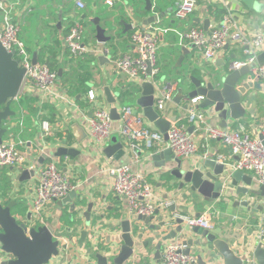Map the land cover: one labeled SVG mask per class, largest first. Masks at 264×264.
<instances>
[{"label": "crops", "instance_id": "obj_1", "mask_svg": "<svg viewBox=\"0 0 264 264\" xmlns=\"http://www.w3.org/2000/svg\"><path fill=\"white\" fill-rule=\"evenodd\" d=\"M24 1L25 3L32 5V8L36 5V2L39 5L41 4L40 1L45 3V10L43 8L44 13L47 14L46 16L44 15L45 18L49 17V12L51 14L52 12L62 14V17L60 16L61 19L58 20L60 23L59 28L62 26H68V17L76 16L78 11L81 10L75 5L74 0ZM258 1L261 2L260 0ZM84 2L86 4L85 8H88V11L93 14L89 18L99 16L100 23L106 28H109V24L115 28H120L121 25L116 19L122 11L130 18L134 14L135 17L132 21H125L135 23L136 26L139 24L142 26L159 24L158 26L167 27L168 29L160 35L161 43L159 48L158 65L162 76L160 77L159 75V77L162 82L173 81L177 86L183 85L184 87H194V84L188 80L190 75H194L195 77L202 79H207L209 77L213 78L216 76L219 70V65L216 60L219 58H224L226 63L229 58H232V56L233 58H243V46L249 40L255 38L264 22V8L261 11H256L248 8L243 2L240 1L239 3H236L234 0H197L198 5L196 10L183 19L176 18L174 15V10L178 7L180 0H155V3H153L152 0H111L110 2L107 0H84ZM215 5L224 7L226 11H231L234 14L245 32V40L242 42L230 43L229 46L218 53L213 60H205L193 44L187 41H181L179 34L181 31H184L193 25L203 27V20L205 18L210 19V25H214L219 22L222 16L216 18L215 14L212 12ZM96 13H99L100 15H97ZM101 14H107L110 15V17L105 22V20L102 19ZM153 15L157 17H152L148 24H144V20H147ZM93 25L95 26L94 23ZM122 25H124L123 22ZM92 27L93 26L90 24L85 28V43L90 47L100 45L108 46L106 42L101 43L97 41L90 29ZM122 30L124 31V28ZM107 34L112 35L113 32H108ZM55 35L60 37L61 44L65 47V35L62 34L61 30H59L56 34L53 33L49 38H47V41L49 40L50 42ZM21 37L23 38L22 35ZM125 41L126 40L121 37L115 38L114 40L120 50L124 49ZM25 43L32 54L35 51L37 52V60H39V45L37 47L35 45V47L30 48L27 41H25ZM129 45L130 47H127L125 50L127 52H131L133 49L131 42ZM262 49H264V43ZM119 54L122 53L119 52L118 55ZM180 55H183V59L181 62H178ZM92 56L93 53L91 52H88L84 54V56L76 59L72 58L70 53L62 52L61 55L58 56L60 71L58 69L59 75L55 91L58 96L61 97L58 98L59 101L42 99L39 91L28 82L22 84L21 92L19 93V96L22 93H28L35 96V99H33L31 103L35 106V113L30 115L29 121L26 123V126H24L29 129L32 135L31 138L26 139L31 140L33 145L30 148V146L26 143V145L21 147L25 151L31 149L26 155L27 164L33 163L34 165L41 166L47 159L46 157L42 163L39 162V158L43 151H41L39 147L37 148L35 146L36 144H39L40 146L46 143L48 148L47 150L52 154V152H54L56 148L62 144V140L66 138L67 145L74 144L81 150L80 154L74 159L69 155H54L59 159L63 170L69 173L71 181L75 186L73 189L78 195L81 194L84 198H82V202L80 204L77 203L79 200L78 197L71 198V200L66 203L64 209L65 216L62 220L63 229L55 232V234L65 236L66 240L63 242L64 246L61 250L60 261L58 260L59 258L54 257L51 263L105 264L104 260H100L97 257L96 253L99 252L103 254V256H107L109 260L108 264H115L112 262V259L119 253L120 245L112 242L107 246L104 241L103 234L106 231L116 232L120 230V222L125 219L131 220L134 215L129 212L125 197L116 194L112 190V176L108 171V167L111 164L128 162L133 168L141 170L146 175L153 187L155 199L158 201L167 200L171 201L172 204H175L174 212H172L169 207H159L161 208V216L159 215L160 219H170L172 216H176V214L180 212H187L194 215L206 213L210 220L214 223L213 228L222 229L220 236L229 240L231 247L239 256H241L244 263L251 264L249 261L245 262L244 258L250 256L255 258L254 249L257 243L255 239L259 234L258 224L261 217H263L264 220V214H254L241 206L234 205L236 200L246 199L249 197V194L254 196L255 193H252V191H258L253 189L251 185H247L243 179L239 180V185L242 187L247 186L251 190L248 194H244L241 191L238 192L236 189H228L227 195H223L218 199L208 200L201 195L195 194H191L192 196H196L192 199L184 198L185 195H189L190 193L186 190H180L177 187V180L168 171H166L168 168L175 166V162L173 160L165 161L164 158H153L154 152H158L167 146L166 141L157 144L150 151L143 152L142 159L139 162H132L129 157L127 142L118 132V126L120 123L119 119H114L111 137L104 143L97 142L88 136L82 144H77L73 139L71 129V137H68L67 135L57 137L54 135L58 131H63L67 127L69 128L70 124L76 121L84 126L88 132L86 117H89L90 114H92V109L95 103L98 104L101 102L106 104L108 107L116 105L119 110L123 105H126L122 103L123 92L121 91L123 89H127L129 91L134 89L130 84L131 82H135L128 79L126 76L117 73L113 69L108 57V60L105 59L104 61H100L98 57L95 59ZM225 67L228 70L226 64ZM180 75H186V78L177 79L175 77ZM252 79L255 78L252 77ZM259 82L260 86L250 88L246 95L245 104L247 107L252 108L253 112H247V114L239 120L229 121L227 127H234L237 124L242 123L245 124L248 129L256 130L264 123V79L259 80ZM105 86H109L115 95V103L110 104L107 102L104 92ZM91 89L96 93V102L91 101L88 97V91ZM134 90L133 94L137 99L142 92V87L140 86L139 90L136 88ZM68 99H70L73 103L68 102ZM18 100L19 99H16L13 103L18 104ZM43 101H48L50 103L42 104ZM185 103L186 100L179 104L172 101L168 103L166 109L161 112V114L165 117L168 115L171 117L174 116L175 118L172 119L171 122L178 118H183L186 116L188 110V107H185ZM129 105H133L135 110L143 115L144 124L155 126L144 116L141 106H139L136 102L132 104L130 103ZM17 109L18 108H16V111ZM52 112L55 114L54 117H52ZM18 116V114L10 116L7 123H5L6 126H13L16 123V118ZM209 119L211 122L219 125L220 119L217 118L216 115H210ZM46 125L50 129V134L43 136V129ZM190 126L191 125H189L188 128H190ZM11 131H14V129L9 127L4 138H6ZM195 136L200 144V147L193 156L183 157L182 159L185 161L194 163L204 157L214 158L217 155L225 154L229 151L219 139H212L209 143H205L198 134H195ZM113 138H116V142L121 143L122 148L125 150L120 158L109 156L105 152L108 145L115 144ZM33 148H35V151H32ZM27 164L21 168V172L23 169L27 168ZM4 169H6V171ZM227 170L228 167H226V171ZM242 171L245 174H251L249 171ZM21 172H19V168L12 166H5V168L0 167V184L4 183L1 182V180L9 179L13 185L11 191H15L16 193L20 192L18 194H20V196L22 195L24 198L23 200V198L18 199L15 196H12L18 202L13 208V213L16 216H26L25 214L29 211L30 203L32 201V190L29 183L31 177L26 182H21L18 188H15V182L18 180ZM3 174L5 176H3ZM251 175L254 180L255 178L253 177V174ZM263 200L264 197L258 195L254 202H262ZM53 203L55 204L56 200L53 201ZM71 203H76L75 208L77 212L75 213H78V211L80 215L83 214V212L89 213L91 219L90 226L85 225L86 220L84 217L77 226H72V223L67 219L69 212H71ZM49 204L46 207V211L52 214L54 207L49 206ZM156 219L158 220L157 217ZM140 224L144 225L143 222H140ZM177 224L178 223L170 222V224L167 225V228H175ZM67 227H72L73 230L69 231L66 229ZM84 228L88 229V236L83 241L81 232ZM182 233L193 237L195 240H198L200 237V234L194 232L192 228H188L185 225ZM143 234V239H137L138 241L136 240V247L138 246L137 248L140 249L141 253L139 254L134 252V254L122 264H163L161 261V252L164 245L173 239L179 238L177 236L176 238L165 240L160 252V258L156 259V246L159 240L154 239L153 241L148 242L147 246H142L143 242H147L146 240L149 239L151 231H145ZM163 235H166V233L164 232ZM191 252L195 254V257L197 256V253H200L199 248L195 245L192 247ZM8 257L9 256L6 253L0 250V261ZM201 259L202 260L200 262H197L196 260L195 264H222V259L220 257H218L219 262L213 261L210 263V257L207 253H202ZM252 263L256 264V260L254 259V262Z\"/></svg>", "mask_w": 264, "mask_h": 264}, {"label": "built area", "instance_id": "obj_2", "mask_svg": "<svg viewBox=\"0 0 264 264\" xmlns=\"http://www.w3.org/2000/svg\"><path fill=\"white\" fill-rule=\"evenodd\" d=\"M107 1L110 2L111 0ZM152 2L155 3V0ZM74 3L79 9L86 6L84 0H74ZM28 5L30 4L25 3L24 0H0V42L6 50L13 52V56L19 61V65L24 67L23 84L30 83L39 91L42 99L59 101L58 98L61 97L55 91L58 71L52 69L43 60L34 62L33 54L27 48L20 34V20L18 18L21 14L32 10V7ZM197 5V0H180L178 7L174 10V15L176 18H186L196 10ZM132 24V28H134L130 40L133 45L132 51L115 57L112 56L107 45L90 47L85 43V25L78 14L73 17L69 32L64 36V43L74 59L80 58L88 52L96 55L103 54L109 58L117 73L134 82L151 81L155 86L154 106L161 113L166 109L168 103L173 101V95L177 88L175 82H162L159 77L160 33L165 32L168 28L154 24L146 26ZM244 33L234 14L231 11H226L221 20L210 25L207 30L202 26L193 25L181 31L179 38L181 41L193 44L205 60H213L227 43L245 40ZM263 43L264 22L255 38L243 46L244 57L228 59L226 63L228 70L231 71L248 65L253 78L264 79V64L256 62V55L262 49ZM149 66L151 68L150 73L148 72ZM88 97L93 102L97 101L96 93L92 89L88 91ZM200 99V96L191 98L186 116L171 122L167 140H165L163 132L157 127L144 124L143 115L136 111L133 105H123L119 109L118 132L127 142L130 160L139 162L143 152L150 151L157 144L165 141L177 156L182 158L193 156L200 147L195 136L198 134L205 143H209L212 139H219L228 148L227 153L214 157L228 167L225 174L226 180L230 178L233 170L240 169L249 171L257 182L264 185V143L260 138V135L264 138V123L256 130L248 129L242 123L234 127H221L211 122L210 114L199 107ZM68 102L73 103L70 99ZM24 112L25 109H21L17 119L19 130L17 132L11 131L6 138L3 137L0 144V165L19 168V172L27 164L26 156L23 153L25 150L21 147L28 142H30V148L33 145L31 140L24 139L22 136ZM86 120L88 134L95 141L104 143L111 137L114 119L111 116L110 107L106 104L95 103L91 116L86 117ZM189 125H193L192 130H189ZM6 127L9 129L8 126ZM43 132V136L50 134L47 125ZM35 146L49 154L45 162L41 166H37L29 181L32 190V201L29 207L32 222L35 225H42L47 224L50 220L51 213L46 211L48 204L62 198L75 186L69 173L63 170L60 165L59 159L47 150L46 143ZM32 166H34L33 163L27 164V168ZM108 171L112 176V190L125 197L131 214L154 215L159 207L167 208L172 204L171 201L155 199L151 182L141 170L133 168L130 163L111 164ZM176 216L180 217L182 224L188 228L212 229L214 227V223L206 213L194 215L180 212ZM263 222V217H261L258 224L259 235H264ZM55 237L59 240V253L55 258H59L60 261L63 242L66 239L65 236L59 234H55ZM185 247L186 243L180 238L166 243L161 252L162 263L195 264V254L185 252ZM254 259L251 256L244 258L245 262L249 261L251 264H254L252 263Z\"/></svg>", "mask_w": 264, "mask_h": 264}, {"label": "water", "instance_id": "obj_3", "mask_svg": "<svg viewBox=\"0 0 264 264\" xmlns=\"http://www.w3.org/2000/svg\"><path fill=\"white\" fill-rule=\"evenodd\" d=\"M240 1L248 8L256 11H261L264 8V3L258 0H234L236 3ZM152 17L157 16H150L147 20H144V24H148ZM91 21L95 24V37L97 41L101 43L109 41L111 35L107 34V28L100 23V17L94 16L91 18ZM123 24L124 31L133 27L131 22L123 21ZM209 25L210 19L205 18L203 20V27L207 30ZM58 26H60L59 22ZM228 46L229 43H227L224 48ZM32 59L34 62L37 61L36 51L33 53ZM98 59L100 61H104L105 59L108 60L107 56L103 54L98 55ZM182 59L183 55H180L178 62H181ZM216 62L219 65L218 74L216 76L202 79L190 75L188 80L194 84V87L177 86L173 95V101L179 104L186 100L185 107H188L191 98L200 96L201 99L198 103L199 107L207 111L210 115H216V117L220 119L219 126L227 127L229 121L239 120L243 118L247 112H253L252 108L247 107L245 104L246 95L250 88L259 87L260 82L258 79H252L250 67L248 65L230 71L225 67L226 60L224 58H219ZM256 62L264 64V49H261L256 55ZM148 72H151L150 66L148 67ZM24 74L25 69L19 65V61L13 56V52L6 50L0 42V144L8 130L5 126L6 120L16 113V110H13L11 105L21 92ZM140 85L142 87V92L140 96L137 97L136 103L143 109L144 116L163 132L164 138L167 140L171 120L175 117H171L170 115L165 117L155 108V86L151 81L144 80ZM104 92L107 102L110 104L115 103V95L109 86L104 87ZM110 113L113 119L120 118V113L116 105L110 106ZM69 129H71L73 139L77 144H82L89 136L84 126L77 121L71 123ZM189 129L192 130L193 125H191ZM260 138L264 143L262 135H260ZM113 141L115 144L108 145L105 152L109 156L120 158L125 150L122 148L121 143L116 142V138H113ZM66 142L67 139L64 138L62 144L58 146L52 154L55 156L69 155L74 159L80 154L81 150L74 144L67 145ZM28 145H30V142H28ZM29 151L30 149L24 151V155L26 156ZM48 155L47 152L43 151L39 158V162L42 163ZM153 158H164L165 161L173 160L175 162V166L168 168L166 171L177 180V187L180 190H186L190 193L189 195H185L184 198L192 199L195 195H201L208 200L218 199L223 195L226 196L228 189H236L238 192L241 191L244 194L251 192L247 186L242 187L239 185L240 179H243L247 185H251L253 181L251 174H245L242 170L235 169L231 172L230 178L226 180L225 174L227 171L225 164L217 161L213 157H204L192 163L177 156L171 147L166 146L158 152H154ZM36 168L37 165L23 169L18 180L15 182V188H18L21 182L29 180L31 175H34ZM252 193H255V195L252 196L249 194V197L246 199L236 200L234 205L241 206L254 214H264V200L262 202H254L258 195L264 197V185H260L258 191H252ZM191 194L195 195L192 196ZM77 197L79 198L77 203L80 204L84 197L81 194L78 195L77 192L72 189L68 194L57 199L55 204L51 202L49 206H53L54 210L50 216L49 222L42 225H35L31 221L16 216L13 213V208L17 205V200L12 199L7 203L0 200V250L9 256L1 260L0 264H54L51 263V261L59 253V240L56 239L55 232L63 229L62 220L65 216L64 209L66 203L70 201L71 198ZM75 207L76 203H71V212H69L67 218L72 223V226H77L83 217L86 220L85 225L90 226L91 219L89 213L83 212L81 215L79 211L75 213L77 212ZM169 209L174 212L175 204H171ZM160 210L161 208H158L154 215H134L131 220L125 219L120 222V230L116 232H104V241L107 246L112 242L120 245L119 253L112 259L113 263L122 264L127 261L134 252L140 254V249L137 248L138 246L136 247V240L143 239V233L150 230V237L146 240L147 242H143L142 246H147L148 242L158 239L159 242L156 246L155 255L156 259L160 258L163 242L178 236L186 243L185 252H191L194 245L199 248L200 253H197L196 256L197 262L202 260V253H207L210 257V263L213 261L219 262L218 257H220L222 259V264H246L243 262L241 256L231 247L229 240L220 236L222 229L193 227L192 230L200 234L199 239L195 240L193 237L182 233L184 225L180 217L172 216L170 219H160ZM28 213L30 212L28 211ZM140 222H143L144 225H141ZM170 222L178 224L175 228L169 229L167 225H169ZM66 229L69 231L73 230L72 227H67ZM164 232L166 235H163ZM81 234L82 240L84 241L88 236V229L84 228ZM255 240L257 242L254 249L256 264H264V235L258 234ZM96 255L100 260H104L105 264H108L109 260L106 255L103 256V254L99 252L96 253Z\"/></svg>", "mask_w": 264, "mask_h": 264}, {"label": "trees", "instance_id": "obj_4", "mask_svg": "<svg viewBox=\"0 0 264 264\" xmlns=\"http://www.w3.org/2000/svg\"><path fill=\"white\" fill-rule=\"evenodd\" d=\"M260 1L264 3V0H260ZM212 12L215 14L216 18H219L220 16H222L224 14V12H226V9L224 7H220L218 5H215L214 8L212 9ZM52 14L57 16V18L54 20V22H48L47 26L52 28L55 34L59 30H61L62 34L66 35L69 32L70 25L73 23V17H68V19H69V21H68L69 25L68 26H65V27L62 26L61 28H59L57 22H58V20L61 19L60 16L62 17V14H57V13H54V12H52ZM77 14L80 16L81 20L83 21V23L85 25V28L88 25H90V24L93 26L90 29L92 31L93 36L95 37L96 29H95V26L93 25V22L91 21V18H89L91 15H93L92 12L88 11V8L87 9L84 8V9H81L80 11H78ZM96 14L100 15L99 13H96ZM63 17H67V16H63ZM109 17H110V15H107V14L102 15V19L105 20V22L108 20ZM134 17H135L134 14H133V16L131 18L126 16V14L122 11L120 13V15L118 16V18L116 19L117 22L121 25L120 28L119 29L115 28L114 26H111V24H109L110 26H109V28H107V33L108 32H113V34L111 35V39L109 41H107L106 43L108 44V46H109V48L111 50L112 56H114V57L117 56L119 52L125 53V52H127V51H125L126 48L130 47L129 43H130L131 34H132L134 28L128 29L126 31H123L122 29L124 28V25H122V22L125 21V20L132 21V19ZM156 25H159V24H156ZM138 26H142V25L139 24ZM119 37L124 38L126 40L125 41V45H124L125 47L122 50H120L118 48V45L114 42L115 38H119ZM27 48H28V46H27ZM29 51H30V49H29ZM62 52L63 53H70V51H69L67 46H65V47L62 46L60 37L58 35H55V37L50 42H48V43L42 45V47H40L39 54H38V59L45 61L52 69H55V70L58 71V69L60 67L58 56H60ZM92 57H94L96 59L98 57V55L93 54ZM161 76H162V73L160 74V77ZM172 77H171V79H172ZM175 77L177 79L178 78L185 79L186 75H180V76H175ZM130 85H132V87L134 89L136 88L137 90H139V88L141 86L139 82H135V83L131 82ZM134 89L133 90L131 89L130 91L127 90V89H123L121 91V92H123L122 93V96H123L122 103L127 105V104H130V103L132 104V103L136 102V96L133 94L134 91H135ZM18 99H19L18 103L20 104L21 108L25 109V113L26 114L24 115V126H26V123L29 121L30 115H33L35 113V106L33 104H31L32 100L35 99V96L31 95V94H28V93H22L19 96ZM49 103L50 102H48V101H43L42 102V104H49ZM27 109H28V113L26 112ZM18 110H19V108L17 109L15 114H18ZM53 113L54 112H52V117L55 116V114H53ZM7 121H8V119L6 120V122ZM9 127L11 129H14V132H17L19 130V128H20L18 120H16V123L13 126H9ZM24 128H25V130L23 129V131H22L23 138L24 139L31 138L32 135H31L29 129L26 128V127H24ZM70 134H71L70 129L67 127L65 130L58 131L54 135H56L57 137H59V136L63 137L64 135H67L68 137H71ZM12 186L13 185L11 184V182L8 181L6 183L0 184V189L1 190L2 189L5 190V193H6L9 189H11ZM7 202H5V203H7Z\"/></svg>", "mask_w": 264, "mask_h": 264}, {"label": "rangeland", "instance_id": "obj_5", "mask_svg": "<svg viewBox=\"0 0 264 264\" xmlns=\"http://www.w3.org/2000/svg\"><path fill=\"white\" fill-rule=\"evenodd\" d=\"M40 3L41 4L39 5L36 2V5L33 6L31 11L21 14L18 18L20 20V23H19L20 34L23 36V39L25 41H27V44L29 45L30 48L35 47V45H36V47L38 45H39V47H42V45L49 42V40L47 41V38H49L54 33L53 29L47 26V23L48 22H54V20L57 18V16H55L54 14H51L49 12V17L45 18V16L47 15L46 13H44V10H45L44 4L45 3H42V1H40ZM38 5H39V7H38ZM28 6H32V5H28ZM43 8H44V10H43ZM36 11H37V13H36ZM11 108L13 110H16V108H19L18 115H19V112L21 111V109H24V108H21L19 103L18 104L12 103ZM26 112L28 113V109L26 110ZM24 114H26V113L24 112ZM17 119H18V117L16 118V120ZM32 151H35V148H33ZM31 156H32V154H31ZM5 166L6 165H3V166L0 165V167H4V168H5ZM16 167H18V166H16ZM4 170L6 171V169H4ZM3 176H5V175L3 174ZM8 181H9V179L1 180V182H4V183H6ZM260 185L261 184L259 182H257L256 179H254L251 183V187L253 189H256V190L259 189ZM11 189H12V187H11ZM11 189H9L8 192H6V193H5V190H3V189L1 190L0 200L2 202L5 203L8 200L10 201V199L11 200L15 199V198H13L14 196L18 199L23 198L22 195L20 196V194H18L20 192L16 193L15 191H11ZM23 200H24V198H23ZM29 212H30V210H29ZM27 213H28V211H27ZM19 217H25V216L19 215Z\"/></svg>", "mask_w": 264, "mask_h": 264}, {"label": "flooded vegetation", "instance_id": "obj_6", "mask_svg": "<svg viewBox=\"0 0 264 264\" xmlns=\"http://www.w3.org/2000/svg\"><path fill=\"white\" fill-rule=\"evenodd\" d=\"M26 216L25 217H21V218H23V219H25V220H28V221H31L32 222V215H31V213H27V214H25ZM33 223V222H32ZM34 224V223H33Z\"/></svg>", "mask_w": 264, "mask_h": 264}]
</instances>
